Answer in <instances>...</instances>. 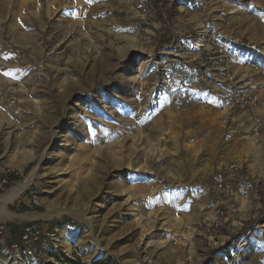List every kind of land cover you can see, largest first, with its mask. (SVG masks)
<instances>
[{
  "label": "rangeland",
  "instance_id": "374dc122",
  "mask_svg": "<svg viewBox=\"0 0 264 264\" xmlns=\"http://www.w3.org/2000/svg\"><path fill=\"white\" fill-rule=\"evenodd\" d=\"M138 1L0 0V223L53 232L22 264H264L259 194L209 177L223 73H264V0Z\"/></svg>",
  "mask_w": 264,
  "mask_h": 264
},
{
  "label": "built area",
  "instance_id": "2783aa9c",
  "mask_svg": "<svg viewBox=\"0 0 264 264\" xmlns=\"http://www.w3.org/2000/svg\"><path fill=\"white\" fill-rule=\"evenodd\" d=\"M138 5L141 18L147 19L149 7L153 6L152 2L139 0ZM155 5L160 7L162 2L158 1ZM221 47V53L228 52L227 50L230 49V46L227 45L222 46L221 44ZM223 58L226 59L225 54ZM250 66L255 68L256 64L252 63ZM249 85L250 81L247 78H238L236 74L229 71L223 73L222 80L217 85L222 96L219 109L224 114L221 122L223 126L227 127L231 121L232 113L235 110H244L248 120V127L242 134V140L245 142H255L264 150V116L260 115L256 110L258 96L251 91ZM228 134L224 136V141H228ZM245 172V166L238 159L214 167L210 174V182L219 194L221 200H234L237 195L233 184L244 178ZM250 183L248 186L250 188L249 190L255 195L259 194L257 195V201L253 205L251 218L254 219L259 214L264 215V177L263 182L252 180ZM7 184V178L0 177V188H5ZM216 214L219 217L213 222V226L218 227L224 213L218 210ZM20 234L19 239L11 240L10 234H7V228L4 224L0 223V253L7 258L6 261L9 264H22L26 258L32 257L38 252L37 245L43 238L53 236L49 225L44 224H26L23 226Z\"/></svg>",
  "mask_w": 264,
  "mask_h": 264
},
{
  "label": "crops",
  "instance_id": "0c3cea01",
  "mask_svg": "<svg viewBox=\"0 0 264 264\" xmlns=\"http://www.w3.org/2000/svg\"><path fill=\"white\" fill-rule=\"evenodd\" d=\"M253 91L257 93L261 99L256 106V110L260 115L264 116V73L257 77V79H254ZM219 114L220 113H217V115ZM219 126V124L216 127L214 126V131L210 136L215 135V145L219 143L218 149L220 148L221 151L220 158L215 161L216 163L211 167L209 174H211L215 166L227 164L237 159L240 160L245 166L246 172L244 173V178L239 182H234L233 186L236 190V195L248 194L250 192L248 186L251 184L250 182L252 180L263 182L264 150L255 142H245L242 140V134L248 127L247 116L244 112L232 113L231 121L228 123V126L225 127L222 123L221 126ZM227 133H229V139L228 141H224V136L227 135ZM250 194L252 196L254 195L253 192H250ZM20 235L21 234L11 237V240L19 239Z\"/></svg>",
  "mask_w": 264,
  "mask_h": 264
},
{
  "label": "bare ground",
  "instance_id": "6f19581e",
  "mask_svg": "<svg viewBox=\"0 0 264 264\" xmlns=\"http://www.w3.org/2000/svg\"><path fill=\"white\" fill-rule=\"evenodd\" d=\"M202 41V40H201ZM195 43L197 44V45H199V39H196V41H195ZM22 188V187H21ZM21 190V189H20ZM4 211V213H3V218H6V219H9V218H13V215H11V214H8V213H5L6 211L5 210H3Z\"/></svg>",
  "mask_w": 264,
  "mask_h": 264
},
{
  "label": "trees",
  "instance_id": "16d2710c",
  "mask_svg": "<svg viewBox=\"0 0 264 264\" xmlns=\"http://www.w3.org/2000/svg\"><path fill=\"white\" fill-rule=\"evenodd\" d=\"M12 233H13V234H12L13 236H17V235H18V234L16 233V231H13ZM13 236H12V237H13Z\"/></svg>",
  "mask_w": 264,
  "mask_h": 264
},
{
  "label": "snow or ice",
  "instance_id": "6c2138e0",
  "mask_svg": "<svg viewBox=\"0 0 264 264\" xmlns=\"http://www.w3.org/2000/svg\"><path fill=\"white\" fill-rule=\"evenodd\" d=\"M86 3H92V0H85ZM7 74V73H6Z\"/></svg>",
  "mask_w": 264,
  "mask_h": 264
}]
</instances>
